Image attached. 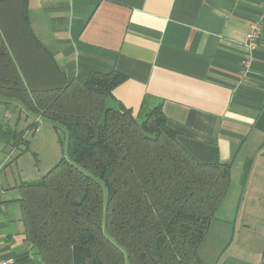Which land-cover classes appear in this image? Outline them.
Returning a JSON list of instances; mask_svg holds the SVG:
<instances>
[{
    "label": "trees",
    "instance_id": "obj_1",
    "mask_svg": "<svg viewBox=\"0 0 264 264\" xmlns=\"http://www.w3.org/2000/svg\"><path fill=\"white\" fill-rule=\"evenodd\" d=\"M28 1L0 0V105L33 120L0 124V144L14 161L39 118L65 133V154L17 186L25 241L43 264H204L198 247L231 164L197 161L147 96L136 114L126 108L113 94L124 75L67 78L31 29Z\"/></svg>",
    "mask_w": 264,
    "mask_h": 264
},
{
    "label": "crops",
    "instance_id": "obj_2",
    "mask_svg": "<svg viewBox=\"0 0 264 264\" xmlns=\"http://www.w3.org/2000/svg\"><path fill=\"white\" fill-rule=\"evenodd\" d=\"M263 5L264 0L28 1L31 29L67 78L124 75L113 94L126 108L136 114L147 96L150 105L161 104L177 142L197 161L231 164L229 192L206 233L222 244L209 252L220 254L207 264H264V29L249 67L243 65L246 27ZM21 119L26 127L33 120L14 103L0 105L3 127L17 130ZM15 151L0 144V259L43 264L23 235L17 186L35 180L30 173L19 182L9 169Z\"/></svg>",
    "mask_w": 264,
    "mask_h": 264
},
{
    "label": "rangeland",
    "instance_id": "obj_3",
    "mask_svg": "<svg viewBox=\"0 0 264 264\" xmlns=\"http://www.w3.org/2000/svg\"><path fill=\"white\" fill-rule=\"evenodd\" d=\"M15 122L16 118H14L12 126H14ZM25 128L26 125L24 126L23 119H21L19 125L17 126V130H24ZM25 140L29 142V150L24 152L17 159H15L16 161L11 162L9 165V169L16 175L18 181L21 177L25 178V176L30 173L33 175V177H28L31 180L40 178V176L44 175L65 154V133L61 129L55 130L53 125L46 120H40L37 130L33 133L28 131L25 134ZM22 148L23 146L21 149ZM17 153L18 152L15 151L12 158L17 155ZM20 171L23 172L21 176ZM216 216H219V212ZM222 238L224 239V236ZM222 238L220 240H222ZM212 240H214L213 235L208 233L205 235L198 247L199 256L206 264L211 259V256L214 255V259L209 261L212 263L220 254V251L218 250L209 252L211 248L215 249L216 247H220L222 245H216V243H220L218 239L211 242Z\"/></svg>",
    "mask_w": 264,
    "mask_h": 264
},
{
    "label": "built area",
    "instance_id": "obj_4",
    "mask_svg": "<svg viewBox=\"0 0 264 264\" xmlns=\"http://www.w3.org/2000/svg\"><path fill=\"white\" fill-rule=\"evenodd\" d=\"M264 29V5L260 15L249 22L246 27L244 34V44L246 48V57L243 60V65L245 68L249 67L251 61V54L257 49V46L260 41V35ZM36 121H40L39 118H36ZM0 264H9L8 261L0 259Z\"/></svg>",
    "mask_w": 264,
    "mask_h": 264
}]
</instances>
